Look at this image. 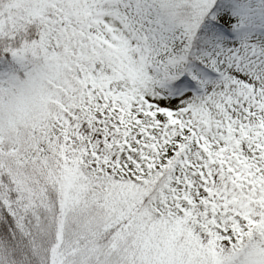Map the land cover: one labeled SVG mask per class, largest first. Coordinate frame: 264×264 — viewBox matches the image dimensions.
Listing matches in <instances>:
<instances>
[{"label":"snow or ice","instance_id":"1","mask_svg":"<svg viewBox=\"0 0 264 264\" xmlns=\"http://www.w3.org/2000/svg\"><path fill=\"white\" fill-rule=\"evenodd\" d=\"M0 264H264V0H0Z\"/></svg>","mask_w":264,"mask_h":264}]
</instances>
